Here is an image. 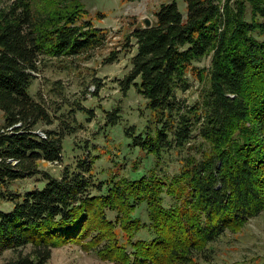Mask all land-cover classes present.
<instances>
[{"label": "trees", "instance_id": "16d2710c", "mask_svg": "<svg viewBox=\"0 0 264 264\" xmlns=\"http://www.w3.org/2000/svg\"><path fill=\"white\" fill-rule=\"evenodd\" d=\"M183 1L185 13L177 0L162 3L151 26L126 37L135 51L120 90L133 87L148 116L124 134L138 162H153L145 175L135 168L102 180L89 142L59 176L38 169L60 166L66 127L37 128L53 118L29 91L42 57L99 46L100 30L76 0H47L36 11L31 0L0 4V198L11 203L0 209V255L32 247L5 264H45L52 248L81 242L116 264H219L209 245L264 211V0ZM207 56V67L195 65ZM188 74L202 84L192 103L177 97L190 87ZM105 112V122H118V108ZM172 153L170 175L163 164ZM37 173L42 188L8 189ZM139 207L146 220L134 215Z\"/></svg>", "mask_w": 264, "mask_h": 264}, {"label": "rangeland", "instance_id": "374dc122", "mask_svg": "<svg viewBox=\"0 0 264 264\" xmlns=\"http://www.w3.org/2000/svg\"><path fill=\"white\" fill-rule=\"evenodd\" d=\"M169 1L76 0L82 8V17L100 30L103 42L73 57L45 56L40 59L38 76L29 91L44 104L53 118V123L38 124L37 128L57 131L59 126L66 127L62 130L60 166L42 161L39 162L40 171L59 176L64 166H72L77 157L83 156L85 144L89 142V154L94 158L92 167L97 180L105 179L115 172H119L120 176H130L135 168L138 169V175L147 174L153 158L148 157L138 162L137 149L132 150L128 146L129 138L124 134L126 125L135 124L138 128L144 125L148 116L145 99L133 87L124 94L120 90L119 80L128 71L130 57L135 51L133 39L126 37L142 24L143 17L152 20L159 6ZM5 2L6 0H0V4ZM31 3L34 11L48 4L47 0H31ZM177 5L185 13L184 1L177 0ZM112 51L117 53V59L109 62L107 58ZM209 60V56L204 57L195 65L207 67ZM187 76L190 87L184 92H177V97L192 103L196 100L202 84L191 74ZM115 108L119 109V120L111 125L105 122V111ZM1 124L0 111V127ZM171 157L170 163L163 164V168L170 175L178 166L175 153ZM44 184L43 174L37 173L14 181L8 185V189L22 194L32 188H42ZM164 201L168 202L169 199L165 197ZM0 209L10 210L11 203L0 198ZM134 215L146 220L144 207L136 209ZM107 216L113 219L114 213L107 211ZM140 235L148 236L144 232ZM209 246L213 252V260L219 264H264V211L249 219L237 232H226ZM31 250L30 245L20 248L19 252L5 250L0 255V264L17 258L18 253L26 254ZM45 264L116 263L100 259L93 248H87L81 242L52 248Z\"/></svg>", "mask_w": 264, "mask_h": 264}, {"label": "water", "instance_id": "95a60500", "mask_svg": "<svg viewBox=\"0 0 264 264\" xmlns=\"http://www.w3.org/2000/svg\"><path fill=\"white\" fill-rule=\"evenodd\" d=\"M141 22H142V24H141L142 27H143V28H147V27L151 26L152 20L149 19L148 17H143V18L141 19Z\"/></svg>", "mask_w": 264, "mask_h": 264}, {"label": "built area", "instance_id": "2783aa9c", "mask_svg": "<svg viewBox=\"0 0 264 264\" xmlns=\"http://www.w3.org/2000/svg\"><path fill=\"white\" fill-rule=\"evenodd\" d=\"M38 134L41 135V136H44V133L40 130H38Z\"/></svg>", "mask_w": 264, "mask_h": 264}]
</instances>
